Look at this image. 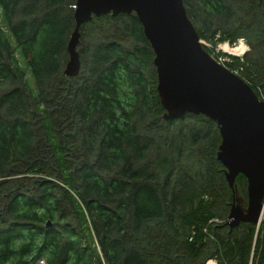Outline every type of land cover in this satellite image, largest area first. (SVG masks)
Returning <instances> with one entry per match:
<instances>
[{"label":"trees","instance_id":"obj_1","mask_svg":"<svg viewBox=\"0 0 264 264\" xmlns=\"http://www.w3.org/2000/svg\"><path fill=\"white\" fill-rule=\"evenodd\" d=\"M183 3L199 38L248 39L228 66L264 100V0ZM74 5L0 0V264H264V217L214 225L232 200L217 125L163 119L133 13L82 24L65 76Z\"/></svg>","mask_w":264,"mask_h":264},{"label":"water","instance_id":"obj_2","mask_svg":"<svg viewBox=\"0 0 264 264\" xmlns=\"http://www.w3.org/2000/svg\"><path fill=\"white\" fill-rule=\"evenodd\" d=\"M122 13L138 18L153 50L163 119L193 113L217 125L216 158L233 195L226 225L230 230L245 222L258 225L264 217V100L202 47L183 0H75L63 73L80 71V26L94 16ZM238 174L246 179V198L238 194Z\"/></svg>","mask_w":264,"mask_h":264},{"label":"built area","instance_id":"obj_3","mask_svg":"<svg viewBox=\"0 0 264 264\" xmlns=\"http://www.w3.org/2000/svg\"><path fill=\"white\" fill-rule=\"evenodd\" d=\"M199 42L202 46L206 47L210 50V55L221 65L229 68L231 71L239 74L243 69L242 66H237L235 68H230L228 63L231 62L232 58H238L240 61L244 59V55L249 50V46L245 38L240 37L233 43L229 40H215L209 41L206 38H200ZM219 220H213V222H217ZM206 229H204L205 231ZM192 237V236H191ZM204 264H218L215 259L209 258L205 261Z\"/></svg>","mask_w":264,"mask_h":264},{"label":"flooded vegetation","instance_id":"obj_4","mask_svg":"<svg viewBox=\"0 0 264 264\" xmlns=\"http://www.w3.org/2000/svg\"><path fill=\"white\" fill-rule=\"evenodd\" d=\"M119 15V14H118ZM258 93H259V91H258ZM259 96H262V94H258ZM231 196H232V198H233V195L231 194ZM243 197L244 198H246V194L245 193H243ZM243 205H245V203L243 204ZM263 218V217H262ZM226 222V221H225ZM225 222H223V220L222 219H220L219 221H217L216 222V224H214V225H216V226H224V227H226L227 229H228V231L230 232L231 230L229 229V226H227L226 225V223ZM225 223V224H224ZM245 223H249V222H245ZM241 224V223H240ZM237 227V226H236ZM236 227H234V228H236ZM214 239V237L212 236V240ZM215 242V241H214ZM212 258H214L217 262H218V264H220V262H219V260H218V258L217 257H215V256H211Z\"/></svg>","mask_w":264,"mask_h":264},{"label":"rangeland","instance_id":"obj_5","mask_svg":"<svg viewBox=\"0 0 264 264\" xmlns=\"http://www.w3.org/2000/svg\"><path fill=\"white\" fill-rule=\"evenodd\" d=\"M239 38H240V37H239ZM243 38H244V37H243ZM246 39H247V38H246ZM246 39H245V40H246ZM209 41H210V40H209ZM247 41H248V39L246 40V42H247ZM247 45H248V42H247ZM248 46H249V45H248ZM249 50H250V48H249ZM65 76H66V77H74V76H67V75H65ZM237 191H238V194H239V195L243 196V193H240L238 187H237ZM217 220H219V219H217ZM211 236H212V235H211ZM209 258H212V257H209ZM209 258H207V259H209ZM207 259H206V260H207ZM212 259H214V258H212Z\"/></svg>","mask_w":264,"mask_h":264}]
</instances>
